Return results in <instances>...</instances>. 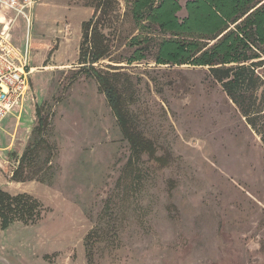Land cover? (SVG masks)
<instances>
[{"label": "rangeland", "instance_id": "obj_1", "mask_svg": "<svg viewBox=\"0 0 264 264\" xmlns=\"http://www.w3.org/2000/svg\"><path fill=\"white\" fill-rule=\"evenodd\" d=\"M116 2L104 30L109 56L94 66L119 73L125 111L153 144L131 169L104 95L78 73L81 23L95 0H37L29 27L0 9V31L8 24L20 49L27 38L34 69L22 123L15 128L16 108L1 125L0 190L45 209L33 225L0 230V264H264L259 138L207 67L157 65L156 28L140 29L132 0ZM138 47L144 59L127 64ZM29 144L38 146L25 171L33 180L17 183L11 175Z\"/></svg>", "mask_w": 264, "mask_h": 264}, {"label": "trees", "instance_id": "obj_2", "mask_svg": "<svg viewBox=\"0 0 264 264\" xmlns=\"http://www.w3.org/2000/svg\"><path fill=\"white\" fill-rule=\"evenodd\" d=\"M115 5L116 0H95L91 17L81 23L77 64L79 74L95 80L116 118L129 145L126 167L131 169L142 155L153 156V144L133 127L125 111L115 84L119 73L94 66L109 56L112 45L104 30L116 13ZM181 10L186 15L180 19L177 14ZM132 16L141 30L153 26L161 36L154 62L207 67L264 148V0H186L183 7L178 0H132ZM141 42L138 38L131 41L134 46ZM145 50L138 47L127 64L143 60ZM110 69L117 71L121 67ZM36 114L39 116L38 110ZM39 143L50 149L41 137ZM36 147L37 144L26 147L12 172V181L33 180L25 176V171L34 164ZM44 212L42 204L29 194L12 195L0 190V230L13 223L33 225Z\"/></svg>", "mask_w": 264, "mask_h": 264}, {"label": "built area", "instance_id": "obj_3", "mask_svg": "<svg viewBox=\"0 0 264 264\" xmlns=\"http://www.w3.org/2000/svg\"><path fill=\"white\" fill-rule=\"evenodd\" d=\"M37 0H0V9L9 10L21 17L26 26ZM9 23V22H8ZM8 24L0 31V124L18 106L29 91V41L24 40L23 49L12 45Z\"/></svg>", "mask_w": 264, "mask_h": 264}, {"label": "crops", "instance_id": "obj_4", "mask_svg": "<svg viewBox=\"0 0 264 264\" xmlns=\"http://www.w3.org/2000/svg\"><path fill=\"white\" fill-rule=\"evenodd\" d=\"M36 5V4H35ZM35 7V6H34ZM34 9V8H33ZM17 48V47H16ZM29 59H30V57H29ZM29 62H30V60H29ZM32 69V68H31ZM31 73H32V70H31ZM29 93V91L27 92V94ZM27 94L21 99V101L19 102V104H18V106H16V107H14V109H18V114L16 115V118H15V128L16 127H18L21 123H22V118H21V111H22V108H23V106H24V101H25V99H26V97H27ZM13 109V110H14ZM12 110V111H13ZM11 113V112H10ZM9 113V114H10ZM3 122V121H2ZM17 124V125H16ZM1 125H2V123L0 124V130H1ZM8 132H6V134H7ZM6 134H5V136H6Z\"/></svg>", "mask_w": 264, "mask_h": 264}, {"label": "bare ground", "instance_id": "obj_5", "mask_svg": "<svg viewBox=\"0 0 264 264\" xmlns=\"http://www.w3.org/2000/svg\"><path fill=\"white\" fill-rule=\"evenodd\" d=\"M34 69L32 68V73H33Z\"/></svg>", "mask_w": 264, "mask_h": 264}]
</instances>
